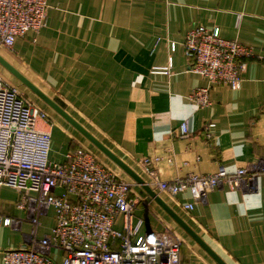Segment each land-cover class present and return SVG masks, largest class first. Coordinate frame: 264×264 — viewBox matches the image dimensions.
<instances>
[{
  "label": "crops",
  "instance_id": "crops-1",
  "mask_svg": "<svg viewBox=\"0 0 264 264\" xmlns=\"http://www.w3.org/2000/svg\"><path fill=\"white\" fill-rule=\"evenodd\" d=\"M48 4L46 26L16 38L11 49L0 48V55L142 178L144 173L146 182L144 167L171 181L189 173L211 174L219 165L232 173L264 156V0ZM197 25L219 27L222 38L248 45L254 53L245 61L239 87L212 85L211 102L201 108L189 95L207 81L189 69L183 48L186 33ZM169 61V73L151 72ZM0 75L48 114L51 124L41 126L51 132L50 160L64 162L67 153L88 147L63 117L1 65ZM183 121L188 133L180 135ZM209 122L212 138L205 134ZM253 187L248 192L222 185L201 201L188 190L174 197L157 193L227 264H264V177ZM136 190L132 187L138 201L133 218L141 220L142 233L175 232L182 241L179 264H217L142 188ZM18 199L14 189L0 186V264L3 251L26 245L32 230L26 212L16 207ZM188 203L191 210L183 207ZM5 217L20 220L19 225H3ZM55 221L50 208L40 218L37 235L50 233ZM115 225H121L120 216Z\"/></svg>",
  "mask_w": 264,
  "mask_h": 264
},
{
  "label": "built area",
  "instance_id": "built-area-1",
  "mask_svg": "<svg viewBox=\"0 0 264 264\" xmlns=\"http://www.w3.org/2000/svg\"><path fill=\"white\" fill-rule=\"evenodd\" d=\"M48 8V0H0V48L11 49L16 38L45 27ZM174 47L170 43V49ZM183 48L189 69L207 81L189 95L200 108L210 104L212 85L238 88L245 61L254 56L252 47L222 38L216 26L192 27ZM171 64L151 72L169 73ZM49 122L40 107L0 75V186L18 193L16 207L26 212L32 225L27 244L3 251L2 264H179L180 237L169 229L142 233L141 220L133 218L138 201L132 183L95 152L82 148L67 153L64 162L49 159L51 132L41 126ZM213 126L211 122L205 126L207 138H212ZM178 128L180 135L188 133L185 121ZM144 171L156 192L174 197L188 190L194 201H201L222 185L252 191L254 181L264 177V156L232 173L219 165L214 173H189L171 181L161 180L155 168ZM183 207L191 210L193 203ZM50 208L55 225L39 237L40 218ZM118 216L121 225L116 227ZM19 222L10 217L1 221L12 226Z\"/></svg>",
  "mask_w": 264,
  "mask_h": 264
},
{
  "label": "water",
  "instance_id": "water-1",
  "mask_svg": "<svg viewBox=\"0 0 264 264\" xmlns=\"http://www.w3.org/2000/svg\"><path fill=\"white\" fill-rule=\"evenodd\" d=\"M0 65L16 77L23 85L28 87L36 96L42 99L56 113L63 117L70 125L88 139L101 153H103L116 166L123 170L135 181L186 233H188L213 259L217 264H227L160 196L159 194L128 164L106 147L94 135L86 130L81 124L66 113L54 100L43 93L37 86L30 82L15 67L7 62L0 55Z\"/></svg>",
  "mask_w": 264,
  "mask_h": 264
},
{
  "label": "rangeland",
  "instance_id": "rangeland-1",
  "mask_svg": "<svg viewBox=\"0 0 264 264\" xmlns=\"http://www.w3.org/2000/svg\"><path fill=\"white\" fill-rule=\"evenodd\" d=\"M62 118V117H61ZM63 119V118H62ZM63 120H65V119H63ZM65 122L67 123V124H69L66 120H65ZM70 125V124H69ZM72 126V125H71ZM73 127V126H72ZM74 128V127H73ZM75 129V128H74ZM75 134L76 135H78V137H79V139H81L84 143H86L87 144V146L89 147H86V149H90L91 151H95V150H97L95 147H94V145L92 144V143H90L87 139H86V137H84L79 131H77L76 129H75ZM85 144V145H86ZM98 151V153H101L99 150H97ZM101 155V158L104 160V163L107 165V166H109L112 170H114L119 176H122V174L119 172V171H117L114 167L115 166H112L108 161H107V159H106V156L104 155V154H100ZM144 173H142L141 175L143 176V178H145L144 177V175H143ZM126 181H128V180H126ZM130 183H132V187H135L137 190H139V188H141L139 185V187L138 186H136L137 184H135V182L133 183L132 181H129ZM136 190V191H137ZM133 191H134V189H133ZM134 195V194H133Z\"/></svg>",
  "mask_w": 264,
  "mask_h": 264
},
{
  "label": "bare ground",
  "instance_id": "bare-ground-1",
  "mask_svg": "<svg viewBox=\"0 0 264 264\" xmlns=\"http://www.w3.org/2000/svg\"><path fill=\"white\" fill-rule=\"evenodd\" d=\"M47 115H48V114H47ZM121 177H122V176H121ZM123 177H124V176H123ZM123 177H122V178H123ZM123 179L127 180L125 177H124ZM148 183H149V181H148ZM160 194H165V193H160Z\"/></svg>",
  "mask_w": 264,
  "mask_h": 264
}]
</instances>
